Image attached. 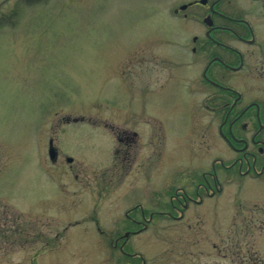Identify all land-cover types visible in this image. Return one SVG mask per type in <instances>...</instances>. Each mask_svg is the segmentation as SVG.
Returning a JSON list of instances; mask_svg holds the SVG:
<instances>
[{
	"label": "rangeland",
	"instance_id": "374dc122",
	"mask_svg": "<svg viewBox=\"0 0 264 264\" xmlns=\"http://www.w3.org/2000/svg\"><path fill=\"white\" fill-rule=\"evenodd\" d=\"M189 1L3 5L15 12L0 19V264H118L109 236L124 233L127 206L140 194L153 205L158 189L211 169L222 192L182 221L164 214L128 238L131 261L264 260V173L232 165L236 154L205 106L215 89L185 50L202 35L204 12L180 10ZM235 84L264 98L263 83Z\"/></svg>",
	"mask_w": 264,
	"mask_h": 264
},
{
	"label": "flooded vegetation",
	"instance_id": "af4514ba",
	"mask_svg": "<svg viewBox=\"0 0 264 264\" xmlns=\"http://www.w3.org/2000/svg\"><path fill=\"white\" fill-rule=\"evenodd\" d=\"M6 2L0 0V19L15 12L14 8L2 10ZM189 7L204 12L203 33L194 35V43L187 44L185 50L191 62L203 64L201 78L215 89L205 106L215 113L220 137L236 154L232 165L241 174L261 175L264 173V98L245 95L235 82L264 84V0H191L186 8ZM175 15L193 18L196 14H181L175 9ZM256 90L264 94V85ZM51 141L54 139L49 138V145ZM223 167L228 168L224 164ZM189 178H178L179 185L167 193L158 189L153 205L144 203L140 194L137 202L127 206L122 220L124 233L109 236L113 251L120 254L118 264H137L131 261L134 253L128 247V238L140 236L153 222H162L164 214L172 221H182L186 211L204 205L208 198L222 192L212 169ZM127 194L131 200L132 194ZM59 238V234L53 237L54 241ZM140 264L147 261L141 257Z\"/></svg>",
	"mask_w": 264,
	"mask_h": 264
},
{
	"label": "water",
	"instance_id": "95a60500",
	"mask_svg": "<svg viewBox=\"0 0 264 264\" xmlns=\"http://www.w3.org/2000/svg\"><path fill=\"white\" fill-rule=\"evenodd\" d=\"M186 6L185 5H183L182 6V9H184ZM49 154H50V158L52 159V160H55L56 159V157H57V150H56V148L53 146V143L51 142V145H50V149H49ZM72 159L70 158L69 159V161H71Z\"/></svg>",
	"mask_w": 264,
	"mask_h": 264
},
{
	"label": "trees",
	"instance_id": "16d2710c",
	"mask_svg": "<svg viewBox=\"0 0 264 264\" xmlns=\"http://www.w3.org/2000/svg\"><path fill=\"white\" fill-rule=\"evenodd\" d=\"M257 264H264V260L261 259V258H260V259L258 258V260H257Z\"/></svg>",
	"mask_w": 264,
	"mask_h": 264
}]
</instances>
